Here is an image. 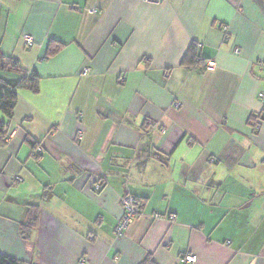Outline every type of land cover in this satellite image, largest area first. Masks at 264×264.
Instances as JSON below:
<instances>
[{"label":"crops","instance_id":"obj_1","mask_svg":"<svg viewBox=\"0 0 264 264\" xmlns=\"http://www.w3.org/2000/svg\"><path fill=\"white\" fill-rule=\"evenodd\" d=\"M49 42L62 47L44 60ZM191 43L204 73L180 65ZM0 52L38 76L0 149V255L264 264V123H247L263 107L264 0H0ZM125 196L142 213L117 235Z\"/></svg>","mask_w":264,"mask_h":264},{"label":"trees","instance_id":"obj_2","mask_svg":"<svg viewBox=\"0 0 264 264\" xmlns=\"http://www.w3.org/2000/svg\"><path fill=\"white\" fill-rule=\"evenodd\" d=\"M61 45L54 44L53 42H49L48 48L46 50V54L44 60L49 59L50 57L54 56L58 50L61 48ZM181 66L186 67L191 70H196L199 73H204L207 69L206 60L202 59L199 53V48L196 43H191L184 54L181 63ZM9 69V71L20 72L22 71L18 65V61L12 58L4 57L0 52V72ZM22 78L15 81H9L2 79L0 77V113L3 116V119L0 120V149L5 147L7 143V134L11 124V121L14 116V108L17 103L18 92L22 89H26L29 87L31 90H37L38 87V76L32 72L30 76H27L22 71ZM248 126L251 129V132L255 133L259 130L261 125L264 123V105L258 113L252 114L248 119ZM26 142L30 146L32 153L31 156L34 157V153H36V144L26 139ZM214 162V161H213ZM102 188V185H97ZM133 198V206L136 210V214L134 219H136L142 213V200L137 198ZM157 215L161 218L160 215ZM173 215L169 216L172 219ZM174 217V216H173ZM37 220V212L34 209L29 211L28 218L26 220V224L21 227V234L22 236L27 237L29 232L31 231L32 227L34 228L35 223ZM184 255L180 256L181 259ZM179 261V260H178ZM0 264H22L19 261L6 258L0 255ZM139 264H155L150 257L147 255Z\"/></svg>","mask_w":264,"mask_h":264},{"label":"built area","instance_id":"obj_3","mask_svg":"<svg viewBox=\"0 0 264 264\" xmlns=\"http://www.w3.org/2000/svg\"><path fill=\"white\" fill-rule=\"evenodd\" d=\"M222 31L225 33V40H229V35H228V27L227 26H222ZM23 44L25 47H31L33 46V40L29 36H23ZM237 52V51H236ZM87 72H83V74H86ZM259 98L262 100L263 105H264V96L259 95ZM17 181H19L18 178H16ZM100 191L99 186L94 187V192ZM121 206L123 208V216L116 228V234L119 235L121 234L129 225V223L134 219L136 210L133 206V198L131 196H125L121 199ZM154 218H159L157 215H154ZM173 218V216L171 217ZM180 264H195L196 263V257L191 254H185L181 259H179ZM79 264H84V261H80Z\"/></svg>","mask_w":264,"mask_h":264},{"label":"rangeland","instance_id":"obj_4","mask_svg":"<svg viewBox=\"0 0 264 264\" xmlns=\"http://www.w3.org/2000/svg\"><path fill=\"white\" fill-rule=\"evenodd\" d=\"M0 117L3 118V116L1 115V113H0Z\"/></svg>","mask_w":264,"mask_h":264}]
</instances>
